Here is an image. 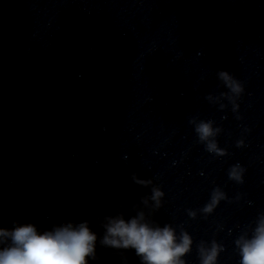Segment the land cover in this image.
<instances>
[{
  "label": "clouds",
  "instance_id": "9594fccd",
  "mask_svg": "<svg viewBox=\"0 0 264 264\" xmlns=\"http://www.w3.org/2000/svg\"><path fill=\"white\" fill-rule=\"evenodd\" d=\"M217 75L231 93L239 95L243 91L241 84L228 71L220 70ZM208 99L211 100L212 97L209 96ZM189 122L195 125L199 140L206 144L207 151L217 155L225 154L214 139L220 129L213 128L212 121L197 123L193 118ZM229 176L231 179L241 180L236 168L230 171ZM132 179L144 186L152 183L150 180H139L135 175ZM163 196L160 188H152L150 199L155 208L161 206ZM224 198L225 194L219 188L215 189L210 202L202 211L205 214L211 213ZM142 202L147 204L148 198H144ZM189 216L194 218L196 213L189 211ZM101 226L104 229L102 237H98L88 221L54 225L51 230L43 232L38 231L32 223L14 222L10 229L0 227V245H6L0 247V264H89V258H97L98 239L104 248L134 250L140 264H186L182 257L190 252L193 243L186 231L182 230L177 237L176 230L170 224L161 227L150 222L143 211H138L128 219L117 211L114 215L104 216ZM235 244L239 249L240 264H264V215L258 217L251 237L241 235ZM198 250L201 264H216L223 247L216 241H212L210 247H205L202 242Z\"/></svg>",
  "mask_w": 264,
  "mask_h": 264
}]
</instances>
